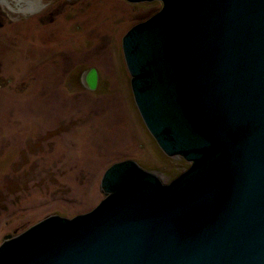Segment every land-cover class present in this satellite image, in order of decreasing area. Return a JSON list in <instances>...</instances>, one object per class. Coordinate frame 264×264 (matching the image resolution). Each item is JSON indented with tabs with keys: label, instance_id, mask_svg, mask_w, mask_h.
<instances>
[{
	"label": "water",
	"instance_id": "water-1",
	"mask_svg": "<svg viewBox=\"0 0 264 264\" xmlns=\"http://www.w3.org/2000/svg\"><path fill=\"white\" fill-rule=\"evenodd\" d=\"M160 1L122 52L139 115L189 168L164 184L132 160L89 213L48 216L0 264H264V0Z\"/></svg>",
	"mask_w": 264,
	"mask_h": 264
},
{
	"label": "rangeland",
	"instance_id": "rangeland-1",
	"mask_svg": "<svg viewBox=\"0 0 264 264\" xmlns=\"http://www.w3.org/2000/svg\"><path fill=\"white\" fill-rule=\"evenodd\" d=\"M161 8L0 0V244L48 216L91 212L114 163L132 160L164 184L189 168L147 131L122 52L126 32Z\"/></svg>",
	"mask_w": 264,
	"mask_h": 264
},
{
	"label": "bare ground",
	"instance_id": "bare-ground-1",
	"mask_svg": "<svg viewBox=\"0 0 264 264\" xmlns=\"http://www.w3.org/2000/svg\"><path fill=\"white\" fill-rule=\"evenodd\" d=\"M94 75H95V74H94ZM91 77H92V79H93V80L91 79V80H92V81H91V82H92L91 85H94V76L92 75Z\"/></svg>",
	"mask_w": 264,
	"mask_h": 264
}]
</instances>
